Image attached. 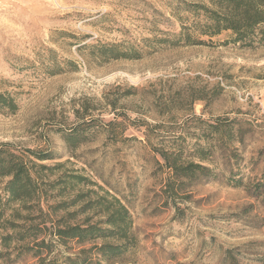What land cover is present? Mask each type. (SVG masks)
<instances>
[{
	"label": "rangeland",
	"instance_id": "rangeland-1",
	"mask_svg": "<svg viewBox=\"0 0 264 264\" xmlns=\"http://www.w3.org/2000/svg\"><path fill=\"white\" fill-rule=\"evenodd\" d=\"M176 2L0 0V92L18 104L13 113L0 111V146L9 143L36 164L63 163L50 180L75 170L123 199L136 243L100 264H228L227 250L240 264H264V186L258 187L264 172V45L242 47L229 32L202 36L203 45L159 41L182 28L173 13ZM180 15L193 18L184 10ZM101 44L135 48L141 57L104 60ZM77 110L96 121L87 140L71 149L63 135L80 122ZM217 117L235 120L232 137L224 135L222 142L208 126ZM111 119L118 123L108 125ZM199 146L208 159L197 157ZM155 147H182L184 159L216 173L194 186L192 199H177L182 213L176 218L175 207L163 206L167 172ZM27 150L52 152L54 159L38 160ZM42 207L44 214L34 211L38 223L45 218V197ZM14 209L26 214L13 203L6 218ZM4 232L13 229L0 228ZM38 233V240L45 238V231ZM26 242L4 244L0 237V264H40L23 248ZM55 245L59 264L81 248Z\"/></svg>",
	"mask_w": 264,
	"mask_h": 264
},
{
	"label": "trees",
	"instance_id": "trees-1",
	"mask_svg": "<svg viewBox=\"0 0 264 264\" xmlns=\"http://www.w3.org/2000/svg\"><path fill=\"white\" fill-rule=\"evenodd\" d=\"M182 10L193 18L182 17ZM173 11L182 28L180 32L170 34L171 38L159 40L172 46L203 45L207 42L202 36L214 37L223 32H229L230 41L242 47L264 45V0H177ZM185 20L189 23L186 24ZM98 54L104 60L141 57L135 48L121 50L118 44H101ZM111 105L114 107L115 102H111ZM17 108L16 99L10 93L0 92V111L13 113ZM87 111L85 109V113ZM76 114L81 118L80 122L63 135L71 149L87 140L91 133L89 126L96 121L94 118L85 120V116H79L80 110ZM234 122L229 118L217 117L208 126L214 139L222 142L224 135L232 137ZM117 123L114 119L108 121V125L112 126ZM237 133L238 141L243 143L245 131L240 127ZM10 146L9 143L0 146V182L5 181L2 186L4 196L0 193V228L13 229L12 234H0L4 244L13 238L22 242L33 239L31 245L26 242L23 248L35 257H40V264H59L56 256H53L55 242L64 246L75 242L81 247L74 256H66L60 264H100L101 260L120 258L135 245L132 216L121 197L75 170L69 172L64 169L56 179L50 180L49 173L55 168H64L63 163L54 166L36 164L27 159L25 154L11 150ZM154 150L167 172L162 187L163 206L175 207L176 218L182 213L177 199H192L194 186L214 179L216 173L209 165L184 159L182 147H155ZM205 150L201 146L197 148L200 161L208 159ZM27 152L38 160L54 159L52 152ZM261 153H264V149ZM43 171L45 182L42 179ZM262 179L258 187L264 186V172ZM42 183H45V188ZM44 197L45 218L38 223L34 211L44 214ZM13 203L20 204L26 214H21L20 209H14L10 214L11 219L6 218L7 209ZM18 219L22 222H16ZM38 231H45V238L38 240ZM87 244L92 245L87 248ZM43 251L45 258L42 257ZM225 259L228 264H240L232 250L226 251Z\"/></svg>",
	"mask_w": 264,
	"mask_h": 264
}]
</instances>
